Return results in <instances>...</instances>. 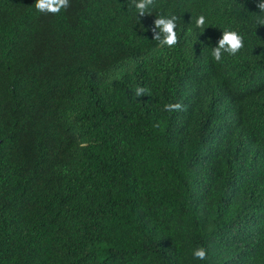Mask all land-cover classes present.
I'll return each instance as SVG.
<instances>
[{
	"label": "trees",
	"instance_id": "trees-1",
	"mask_svg": "<svg viewBox=\"0 0 264 264\" xmlns=\"http://www.w3.org/2000/svg\"><path fill=\"white\" fill-rule=\"evenodd\" d=\"M35 3L0 0V264H264L258 0ZM225 28L244 47L216 63Z\"/></svg>",
	"mask_w": 264,
	"mask_h": 264
},
{
	"label": "clouds",
	"instance_id": "clouds-1",
	"mask_svg": "<svg viewBox=\"0 0 264 264\" xmlns=\"http://www.w3.org/2000/svg\"><path fill=\"white\" fill-rule=\"evenodd\" d=\"M130 7H133L140 17L151 15V8L155 5V0H128ZM35 9L40 13L45 14H59L61 10H67L70 7L69 0H36L34 4ZM256 7L259 14H253L254 23L257 26H264V0H258ZM177 16L157 15L154 20L152 28L153 40L157 41L161 47L167 46L169 48L175 46L179 42V37L176 32ZM206 24V16L200 14L195 19V27L203 29ZM244 47V38L236 30L225 28L219 38L215 47L211 48V57L216 63H221L224 55L236 56ZM148 89L137 86L135 89V96H145ZM164 110L168 112L184 111L185 106L181 103H169L164 105ZM193 257L198 260H205L207 258V251L203 247H197L193 251Z\"/></svg>",
	"mask_w": 264,
	"mask_h": 264
}]
</instances>
